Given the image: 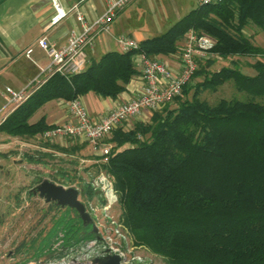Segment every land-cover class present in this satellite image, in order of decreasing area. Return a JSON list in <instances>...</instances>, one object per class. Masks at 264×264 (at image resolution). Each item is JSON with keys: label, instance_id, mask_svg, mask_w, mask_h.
<instances>
[{"label": "trees", "instance_id": "16d2710c", "mask_svg": "<svg viewBox=\"0 0 264 264\" xmlns=\"http://www.w3.org/2000/svg\"><path fill=\"white\" fill-rule=\"evenodd\" d=\"M250 24L264 29V0L198 4L164 32L139 40L137 49L106 51L68 78L54 73L4 119L0 132L32 137L53 128L44 117L30 122L51 100L88 92L116 98L139 74L136 52L179 54L189 29L213 38L218 58L264 57V48L243 34ZM213 60L199 61L174 107L114 129L102 166L113 177L134 243L167 264H264V61L253 62L255 73L247 74L235 60L207 69ZM227 81L248 98L213 105L200 99ZM93 194L88 187V197Z\"/></svg>", "mask_w": 264, "mask_h": 264}, {"label": "rangeland", "instance_id": "374dc122", "mask_svg": "<svg viewBox=\"0 0 264 264\" xmlns=\"http://www.w3.org/2000/svg\"><path fill=\"white\" fill-rule=\"evenodd\" d=\"M196 5L198 0H133L116 19L114 36L126 34L139 41L158 35ZM243 34L255 45L264 48V29L250 24L243 29ZM0 50L4 52L1 47ZM258 59L264 61V57L260 56L214 58L207 69L230 66L235 60L241 71L254 74L251 64ZM17 67L19 61H13L12 57H0V71L8 69L15 73ZM7 85L13 86L0 76V93ZM199 97L211 105L221 98H248L244 92L235 89L232 81L204 90ZM175 98L158 110L174 107L177 103ZM151 115L152 111L138 119L132 118L125 128H131L139 120L148 121ZM107 139L108 136L99 141L100 144H107ZM87 144L90 143L76 138L54 137L49 140L42 134L32 137L0 134V264H85L101 253L102 247L108 246L104 243L107 240L105 233L97 229L92 232L90 225L83 226L75 210L46 203L31 191L42 179L64 187H75L78 199L83 203L89 201L93 206H106L108 215L122 225L125 240L124 245L119 242L120 250L126 251L128 259L134 255L139 258L129 259L127 264H167L160 255L134 243L132 234L123 223L122 208L113 181L109 192L101 183L91 184L100 176V171L106 170L92 146L72 150ZM88 187L94 192L91 197L87 195ZM132 243L136 247H132Z\"/></svg>", "mask_w": 264, "mask_h": 264}, {"label": "built area", "instance_id": "2783aa9c", "mask_svg": "<svg viewBox=\"0 0 264 264\" xmlns=\"http://www.w3.org/2000/svg\"><path fill=\"white\" fill-rule=\"evenodd\" d=\"M133 0H105V7L101 13L91 20H86L80 13L78 17L80 26L72 28L64 44L58 45L46 36L37 39V45L45 52L49 61L44 67H40L38 73L20 88L6 86L1 93L3 103L0 106V124L21 103H23L33 91L42 85L51 75L59 73L65 77L80 73L87 66V53L94 49L98 37L102 34L112 35V23L117 14ZM217 0H198L199 5L210 4ZM56 13L51 18V24H55L66 15V11L60 6L59 0H51ZM76 6V5H75ZM74 6V7H75ZM120 51H128L138 48V41L126 34L112 35ZM215 40L205 33H199L189 29L186 33L181 51L178 55V69L174 70L159 57H151L144 52H136L133 62L139 71L142 88L128 101L120 103L107 114L97 120L90 117L84 103L79 99L67 101V109L70 120L46 130L42 136L46 139L54 137L76 138L88 141L97 153L101 164L108 160L111 144H100L99 141L117 127H124L130 119L145 116L153 110L161 108L180 96L183 86L188 83L198 69L199 61L218 58L211 51ZM29 57L28 54H26ZM144 120V119H141ZM106 174V175H105ZM111 179V180H110ZM113 177L106 171H100V176L91 183L93 186L102 184L106 192L111 189ZM85 210L94 222L95 228L103 231L107 238L98 255L115 253L121 260L120 264H127L130 260H137V256H128L122 252L125 236L121 232V223H116L109 216L104 206H93L89 201L84 203ZM106 228V229H105ZM132 247H136L132 243Z\"/></svg>", "mask_w": 264, "mask_h": 264}, {"label": "crops", "instance_id": "0c3cea01", "mask_svg": "<svg viewBox=\"0 0 264 264\" xmlns=\"http://www.w3.org/2000/svg\"><path fill=\"white\" fill-rule=\"evenodd\" d=\"M59 3L67 13L55 24H51V18L56 13L51 0H0V47L4 50V52L0 50V57H12L13 61H19V67L15 73L8 69L0 71L3 81L11 82L13 85L7 86L22 87L38 73L40 67L48 63L49 59L45 52L37 45L38 38L46 36L58 45L64 44L71 29L80 26L78 13L86 20H91L105 7V0H59ZM121 11L112 23V35H114V24ZM112 35L101 34L98 37L94 49L87 53V63L98 59L106 51L119 50ZM158 57L172 69H178V54ZM30 71L35 72L32 74ZM141 88L142 81L137 75L125 85L124 91L116 98L101 97L94 92H88L79 99L86 106L90 117L97 120L116 105L131 99ZM2 103L3 98L0 93V106ZM66 104L67 101L62 99L48 101L35 112L30 120L35 122L44 117L49 125L65 123L70 118ZM0 134L8 136L1 132ZM86 146L90 148L92 145L79 146V150L85 149Z\"/></svg>", "mask_w": 264, "mask_h": 264}, {"label": "water", "instance_id": "95a60500", "mask_svg": "<svg viewBox=\"0 0 264 264\" xmlns=\"http://www.w3.org/2000/svg\"><path fill=\"white\" fill-rule=\"evenodd\" d=\"M31 191L41 197L46 203H54L60 207H68L77 213L83 226L90 225L91 231L96 228L91 217L85 210L84 203L78 199V191L75 187H64L48 179H42ZM121 258L115 253L94 256L85 264H120Z\"/></svg>", "mask_w": 264, "mask_h": 264}]
</instances>
